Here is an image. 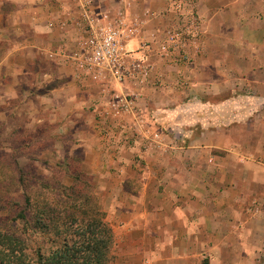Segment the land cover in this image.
<instances>
[{"label":"crops","instance_id":"crops-1","mask_svg":"<svg viewBox=\"0 0 264 264\" xmlns=\"http://www.w3.org/2000/svg\"><path fill=\"white\" fill-rule=\"evenodd\" d=\"M170 5L93 0L139 24L127 48L155 64L121 84L78 77L80 0H0V103L27 95L37 123L59 125V158L97 186L112 264H264V0H194L188 62L159 55ZM127 95L137 114L113 117Z\"/></svg>","mask_w":264,"mask_h":264},{"label":"trees","instance_id":"trees-1","mask_svg":"<svg viewBox=\"0 0 264 264\" xmlns=\"http://www.w3.org/2000/svg\"><path fill=\"white\" fill-rule=\"evenodd\" d=\"M43 132L15 128L12 135L25 136L23 142L10 146L12 154L0 146V213H6L0 214V264H112L115 236L92 178L76 168L73 183L56 188L33 164H46L41 155L27 158L31 147L46 150ZM36 232L48 243L33 250L29 237Z\"/></svg>","mask_w":264,"mask_h":264},{"label":"built area","instance_id":"built-area-1","mask_svg":"<svg viewBox=\"0 0 264 264\" xmlns=\"http://www.w3.org/2000/svg\"><path fill=\"white\" fill-rule=\"evenodd\" d=\"M169 2L171 12L175 14L174 23L165 33V40L159 46V55L165 59L174 58L176 62H188L186 45L201 36L202 25L196 16L194 0ZM92 6L93 0H80L84 35L76 51L69 56L78 77L92 81L111 79L121 84L127 80L138 83L147 81L154 72L155 64L148 62L144 54L134 57L127 48L128 41L137 36L139 24L129 22L123 11L116 16H98ZM108 104L113 110V117L119 119L125 115H135L138 111L133 95L115 96ZM113 132L107 129L103 135L112 138Z\"/></svg>","mask_w":264,"mask_h":264},{"label":"rangeland","instance_id":"rangeland-1","mask_svg":"<svg viewBox=\"0 0 264 264\" xmlns=\"http://www.w3.org/2000/svg\"><path fill=\"white\" fill-rule=\"evenodd\" d=\"M27 99V95H22L15 100H11L6 103H0V146L5 152L12 154V151L9 149L10 146H18L21 142H23L25 137L12 135L15 128L22 127L33 133H38V128H40L44 131L41 139L44 140L43 148L46 150L42 154V147L34 146L26 151V156L27 158H37L39 155H41L39 157L46 161V164H43L39 161H33V164L37 166L38 173L41 176L44 175V177L48 178L45 183L48 182V184L52 185L53 187L56 185V188H58L57 184L59 182L69 186L73 183L72 171L78 168L77 171L82 173V162L78 157L66 159L59 158L57 153L58 148L61 145L68 147V143L66 144V141L64 142V145L61 142V136L63 134L61 135V133H59V125L49 122L37 123L29 114V109H31V106L28 104ZM105 120L107 121V119ZM107 129L109 130V128H105V131ZM105 131L103 128L101 129L102 135L105 133ZM27 158H20V163L23 165L29 163V159ZM68 162H70V164H68ZM6 172L8 173V170ZM0 214L4 215L6 213L1 212ZM29 241L31 249L34 250L41 246V244H47L48 237L42 233L36 232L29 237Z\"/></svg>","mask_w":264,"mask_h":264}]
</instances>
